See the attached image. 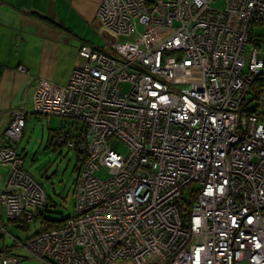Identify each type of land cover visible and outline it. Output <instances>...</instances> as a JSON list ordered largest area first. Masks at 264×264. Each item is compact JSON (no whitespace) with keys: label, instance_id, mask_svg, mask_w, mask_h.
Wrapping results in <instances>:
<instances>
[{"label":"built area","instance_id":"obj_1","mask_svg":"<svg viewBox=\"0 0 264 264\" xmlns=\"http://www.w3.org/2000/svg\"><path fill=\"white\" fill-rule=\"evenodd\" d=\"M217 1L102 0L107 49L82 45L67 84L40 81L32 111L14 113L12 142L32 114L81 122L56 141L78 156L73 215L16 238L26 257L264 264V52L250 40L251 26L264 25V0ZM23 164L0 149V215L29 224L47 194ZM9 250L0 264L20 261Z\"/></svg>","mask_w":264,"mask_h":264},{"label":"crops","instance_id":"obj_2","mask_svg":"<svg viewBox=\"0 0 264 264\" xmlns=\"http://www.w3.org/2000/svg\"><path fill=\"white\" fill-rule=\"evenodd\" d=\"M101 1L0 0V149L13 148L5 132L14 113L31 105L39 82L64 86L82 62L80 47L101 48L92 43ZM6 169L0 166V188ZM4 229L1 218L0 237ZM11 246L2 239L0 250ZM33 260L23 257L19 264H42Z\"/></svg>","mask_w":264,"mask_h":264},{"label":"rangeland","instance_id":"obj_3","mask_svg":"<svg viewBox=\"0 0 264 264\" xmlns=\"http://www.w3.org/2000/svg\"><path fill=\"white\" fill-rule=\"evenodd\" d=\"M213 6L223 8L225 2L224 0H218ZM103 31L102 28L99 29L97 37L92 43L103 49H107V38ZM250 31V40L253 41V45H259L261 51L264 52V25L251 26ZM251 48L252 46L249 42L246 51L251 50ZM257 105L258 100L254 99L248 103V108L253 110ZM28 109V112L32 111V103ZM261 110L264 113V106H262ZM30 117L31 118L27 120V128L21 139L16 142L13 141L12 146L24 160L23 169L31 173L42 184L46 191L47 203L45 208H42L41 211H45L44 215L46 217L60 221L73 215L75 192L78 183L77 168L79 161L74 149H70L64 142L57 144L56 141L58 136L73 137L77 135L80 131L81 122L78 121L79 124L73 119L55 116L51 117L49 121L46 117L41 115L32 114ZM73 124L75 125L72 126ZM118 150L121 154L126 153V148L123 145H119ZM104 173L105 172H101V175L104 176ZM1 218L4 219L5 229L0 237V245L2 239L8 245H12V250H9V252H13L14 250V253L18 255V259L21 260L23 257L27 256V254L23 248H16V238L24 240L35 234L40 229V221L31 222L26 226V229H24L19 226H14L7 218H4L2 214L0 215V219ZM2 250H0V252H2ZM28 258L37 260L31 256H28ZM19 262L20 261H18L17 264H19ZM41 263L48 264L44 262ZM109 264L133 263L130 261H114Z\"/></svg>","mask_w":264,"mask_h":264},{"label":"trees","instance_id":"obj_4","mask_svg":"<svg viewBox=\"0 0 264 264\" xmlns=\"http://www.w3.org/2000/svg\"><path fill=\"white\" fill-rule=\"evenodd\" d=\"M103 49V48H102ZM75 124H73L72 126H74ZM75 151V150H74ZM75 153H76V157H78L77 156V152L75 151ZM46 203H47V199H46ZM45 206H46V204H45ZM45 206L43 207V208H45ZM45 212V211H44ZM44 212L43 211H41L40 210V212L38 213V215L36 216V218H35V220L33 221V222H35V221H40V229H39V231H37L35 234H33V235H36V234H38V233H40V232H42V231H44V230H47V229H49V228H52V227H55V226H57V225H59L63 220H54V219H51V218H49V217H46L45 215H44ZM14 226H19V227H21V228H24V229H26V226L28 225L27 223H24L23 221H21V220H9ZM32 235V236H33ZM12 248V246L11 247H8V248H5V249H11ZM14 254V253H13ZM26 257V256H25Z\"/></svg>","mask_w":264,"mask_h":264}]
</instances>
